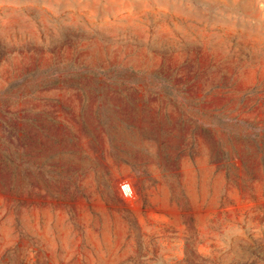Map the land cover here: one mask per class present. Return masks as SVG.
Here are the masks:
<instances>
[{"label":"rangeland","instance_id":"374dc122","mask_svg":"<svg viewBox=\"0 0 264 264\" xmlns=\"http://www.w3.org/2000/svg\"><path fill=\"white\" fill-rule=\"evenodd\" d=\"M0 264H264V0H0Z\"/></svg>","mask_w":264,"mask_h":264},{"label":"built area","instance_id":"2783aa9c","mask_svg":"<svg viewBox=\"0 0 264 264\" xmlns=\"http://www.w3.org/2000/svg\"><path fill=\"white\" fill-rule=\"evenodd\" d=\"M120 191L126 199H131L133 196L132 190L128 183H122L119 185Z\"/></svg>","mask_w":264,"mask_h":264}]
</instances>
